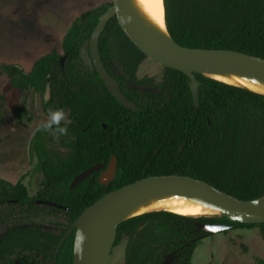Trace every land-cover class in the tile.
<instances>
[{
  "label": "trees",
  "instance_id": "1",
  "mask_svg": "<svg viewBox=\"0 0 264 264\" xmlns=\"http://www.w3.org/2000/svg\"><path fill=\"white\" fill-rule=\"evenodd\" d=\"M112 6L103 5L76 19L64 38L63 54L53 51L43 56L30 73L15 65L0 69L12 89L43 97L47 94L43 107L48 117L50 112L63 109L70 121L67 135L54 134V128L45 131L42 126L32 139L36 171L44 176L36 198L24 180L16 184L0 180V223L32 214L40 208L38 202L47 201L70 209L64 212L67 228L56 234L38 224L9 226L0 243V260L19 254L21 264H39L40 259V264H48L87 209L106 195L150 177H190L241 201L264 198V96L198 74L201 89L197 109L190 79L181 72L165 68L159 85L138 81L147 57L115 17L101 37L100 53L108 72L139 110L126 109L108 91L94 65L89 67L83 58L100 18ZM165 10L168 31L180 46L235 51L264 59V0H165ZM116 67L122 69L123 76L117 75ZM130 85L159 89L162 94L142 92ZM26 113V109L20 111L21 120ZM56 138L66 153L53 148ZM114 156L118 159L116 180L103 186L101 175ZM103 164L105 169L71 189L77 176ZM198 224L260 229L264 236V224L162 212L123 223L116 246L129 239L126 264H163L173 253H177V264H193L199 243L208 237ZM74 248L75 235L64 245L57 264H74Z\"/></svg>",
  "mask_w": 264,
  "mask_h": 264
},
{
  "label": "rangeland",
  "instance_id": "2",
  "mask_svg": "<svg viewBox=\"0 0 264 264\" xmlns=\"http://www.w3.org/2000/svg\"><path fill=\"white\" fill-rule=\"evenodd\" d=\"M114 0H0V69L15 65L30 73L35 63L53 51L63 54L64 38L72 24L83 14ZM89 67L93 66L90 47L83 51ZM117 75L123 74L116 67ZM165 68L147 59L140 67L138 81L159 85ZM142 92L160 93L159 89ZM48 99L49 96L47 95ZM47 99V100H48ZM45 97L31 91L12 89L9 78L0 70V180L16 184L24 180L30 195L36 198L44 176L37 172V157L31 152V141L37 130L49 122L44 112ZM26 109L21 120L20 111ZM66 120L69 121L66 116ZM61 123H64L63 121ZM53 148L67 152L56 138ZM40 208L32 214H20L8 222L0 223V237L9 226L38 224L45 230L60 234L68 226L64 212ZM4 207L3 210H6ZM220 217V216H216ZM129 239L117 245L108 264H126ZM193 264H264V236L260 229L230 230L208 236L199 243Z\"/></svg>",
  "mask_w": 264,
  "mask_h": 264
},
{
  "label": "water",
  "instance_id": "3",
  "mask_svg": "<svg viewBox=\"0 0 264 264\" xmlns=\"http://www.w3.org/2000/svg\"><path fill=\"white\" fill-rule=\"evenodd\" d=\"M115 17L128 38L146 55L147 59L164 68L181 72L190 79V89L197 109L200 108L201 89V83L196 77L198 74L210 78L208 73L242 72L264 78V59L235 51L186 48L177 44L169 31L170 41L161 40L146 32L136 22L128 0H114L113 6L100 18L89 47L94 68L111 95L126 109L139 110L135 103L126 98L121 83L108 72L100 53L101 37ZM64 63L65 59L62 60V64ZM105 168V164L97 165L77 176L71 189H75L91 175ZM117 173L118 159L114 156L101 175V185L109 186L116 180ZM170 193H184L205 200L220 209L222 211L220 217L227 218L231 223L264 224V198L241 201L206 182L190 177H150L106 195L87 209L68 230L58 249L51 254V258L54 259L50 264H57L64 245L73 235H75L74 264H108L116 246L120 226L133 219H126L131 208L142 200ZM38 204L60 212L70 211L68 207L53 202L40 201ZM197 226L208 236L233 229L232 226L226 225L198 224ZM176 257V253L169 255L164 264H172Z\"/></svg>",
  "mask_w": 264,
  "mask_h": 264
},
{
  "label": "bare ground",
  "instance_id": "4",
  "mask_svg": "<svg viewBox=\"0 0 264 264\" xmlns=\"http://www.w3.org/2000/svg\"><path fill=\"white\" fill-rule=\"evenodd\" d=\"M128 1L136 22L146 32L161 40L170 41L164 0ZM208 76L215 81L264 96V78L242 72H215L208 73ZM160 212L183 217H216L222 215L220 209L205 200L184 193H170L138 202L131 208L126 219Z\"/></svg>",
  "mask_w": 264,
  "mask_h": 264
},
{
  "label": "clouds",
  "instance_id": "5",
  "mask_svg": "<svg viewBox=\"0 0 264 264\" xmlns=\"http://www.w3.org/2000/svg\"><path fill=\"white\" fill-rule=\"evenodd\" d=\"M45 99L47 100V94L45 95ZM64 122V126H61V122ZM70 121L66 120V113L63 109H58L54 112H50L49 114V122L44 125V130H52L54 128V134L58 133L60 135L68 134V127ZM55 126V127H54ZM39 130V129H38Z\"/></svg>",
  "mask_w": 264,
  "mask_h": 264
},
{
  "label": "flooded vegetation",
  "instance_id": "6",
  "mask_svg": "<svg viewBox=\"0 0 264 264\" xmlns=\"http://www.w3.org/2000/svg\"><path fill=\"white\" fill-rule=\"evenodd\" d=\"M121 76H123V74L122 75H120V77ZM131 87H132V85H130ZM133 88V87H132ZM143 88L144 89H146L147 87H144L143 86ZM133 89H138L136 86L133 88ZM148 89H152V88H148ZM32 142V141H31ZM39 203V202H38ZM11 203H9L8 205H10ZM15 207H17L18 206V203L17 202H15ZM37 205H39V204H37ZM1 207V206H0ZM5 207H7L8 208V206H5ZM7 210V209H6ZM6 210H3L4 212L6 211ZM21 210H19V212H20ZM33 225V224H32ZM32 225H29V226H32ZM12 227V226H11ZM25 227H27V226H24V227H20V228H25ZM8 233V229L6 230V232L0 237V243H1V240L3 239V237H4V235L5 234H7ZM176 255H177V253H176ZM169 256V255H168ZM168 256H166V258L168 257ZM166 258H165V260H164V262H163V264L165 263V261H166ZM22 259V256H20L19 254H15V255H13V256H11L8 260H0V264H12L13 262L15 263V264H21L20 263V260ZM43 259H45V258H43ZM51 260H52V258H51ZM51 260L48 262V264H50V262H51ZM177 260H178V256L176 257V259L174 260V262L172 263V264H177L178 262H177ZM40 261H42V259H40L39 260V264H40ZM35 262L34 261H32V263L31 264H34ZM187 263V262H186ZM185 264V263H184Z\"/></svg>",
  "mask_w": 264,
  "mask_h": 264
}]
</instances>
